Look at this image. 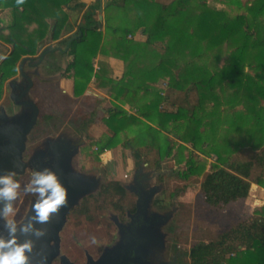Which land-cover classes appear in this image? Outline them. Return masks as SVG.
<instances>
[{"label": "trees", "instance_id": "1", "mask_svg": "<svg viewBox=\"0 0 264 264\" xmlns=\"http://www.w3.org/2000/svg\"><path fill=\"white\" fill-rule=\"evenodd\" d=\"M3 10L10 21L0 20V41L10 49L0 63V100L19 60L58 40L71 57L61 77L72 80V96L84 95L93 79L111 100L101 120L108 136L94 141L96 157L120 144L136 162L146 149L154 154L150 167L159 169L174 157L184 161L182 176L189 178L204 168L196 165L193 150L212 151L217 162L203 173L199 192L213 208L246 199L251 183L264 188V0H93L86 7L78 0H0ZM68 10H83L71 34ZM137 31L144 40L132 38ZM108 58L122 62L120 75H112ZM159 80L176 91L196 92V102L162 109L165 97L145 87ZM86 129V122L77 127L79 133ZM127 129L132 135L120 138ZM241 147L256 149L254 159L236 158ZM255 163L261 170L251 179ZM127 193L121 181L107 179L70 212L91 220L94 200L121 220ZM188 258L189 264H264V215L195 243Z\"/></svg>", "mask_w": 264, "mask_h": 264}, {"label": "rangeland", "instance_id": "2", "mask_svg": "<svg viewBox=\"0 0 264 264\" xmlns=\"http://www.w3.org/2000/svg\"><path fill=\"white\" fill-rule=\"evenodd\" d=\"M161 1L168 2L169 0ZM100 12L98 19L103 18V11L101 10ZM231 12L235 13L234 10ZM81 17L82 13L80 10H68V21L74 25L73 31L69 32L70 34L75 31L77 25L81 22ZM0 20L4 23H9V10L0 12ZM49 42L54 44L56 40H50ZM0 43L3 47V53L6 54L10 49L9 46L2 41ZM70 60V56L60 51H55V53H48L38 67H25L32 74V77L37 74L39 76V78L38 76L33 78L31 88V95L39 109V118L29 135L24 158L28 156L36 139L39 140L44 135H53L58 131H68L75 139L79 138L78 142L76 141L78 144L84 143L73 158V165L77 170L97 173L102 176L103 181L112 178L118 179L124 184L126 182L124 175L130 176L132 172L133 159L129 150L118 144L113 148L105 149L96 157V146L94 145L96 139L108 136V131L101 120L104 117V111L112 105L111 100L97 97L98 93L93 83L88 84L84 95L73 97L70 91L71 88L68 85L70 78L64 77L57 79V81H53V79L42 80L47 76L54 77V75L61 72L60 69ZM58 64L60 66L59 70L53 72L52 70H56L55 67ZM93 67L94 69L98 68L94 61ZM118 73V67L115 65L113 74L118 75ZM16 75H18L17 65L14 76ZM6 81L3 83L0 104H3L8 111H11L13 106L8 98V90L5 87ZM164 82L166 81L159 80L153 84H145V87L156 90L158 93L161 90L163 91L162 95L165 100L161 104L162 109L174 111L178 106L186 108L191 107L195 103L197 99L196 92L176 91L170 88L167 82L166 84ZM190 92L192 94H189ZM125 108L130 113L134 111V109ZM83 122L87 123L86 132L79 133L77 127ZM124 135L131 136L132 133L127 129L121 132L119 136L123 138ZM187 146L189 145L187 144ZM140 153L146 163L154 160L153 152L141 149ZM256 153V149L246 147H241L234 151V155L238 159L253 160ZM184 154L186 156L187 151ZM192 158L196 165L201 166L203 164L204 168L200 174H195L189 178H183L182 176L186 168L184 161L177 162L174 157H169L160 163L161 168L164 169V174L159 178L163 189L157 196L163 198L164 204L167 206L173 199L176 202L175 209L172 211V219L164 226V231H170L172 250L180 253L177 264H189L188 253L191 246L195 243L213 240L219 232L231 227L241 219L250 220L257 215H264L262 211V207H264V188L254 183H251L249 195L246 199H241L219 208H213L204 203L199 192V183L203 173L209 169L211 164L217 162V156L209 150L204 152L193 150ZM260 170L261 166L255 163L251 179ZM30 177V173L12 176L20 187L16 190L17 194L15 199H13L10 210L5 214V219L10 224L19 222L25 214L31 198L37 197L35 193H25L24 188L28 184ZM132 196V194L127 193L122 200L125 207H129L131 202H133ZM90 202V214L93 219L88 220L83 214L70 212L60 232L61 252L68 256L73 264H85V252L97 257L104 245L111 246L112 242L117 239L115 227L109 219V213L114 211L110 207H100L94 200Z\"/></svg>", "mask_w": 264, "mask_h": 264}, {"label": "water", "instance_id": "3", "mask_svg": "<svg viewBox=\"0 0 264 264\" xmlns=\"http://www.w3.org/2000/svg\"><path fill=\"white\" fill-rule=\"evenodd\" d=\"M55 51H62L59 45L47 44L40 47L37 55L22 57L17 64L18 75L7 80L5 84L13 106L11 112L0 104V175H32L34 170L47 168L57 175L67 190V203L57 213L50 214L46 223H38L33 218L35 214L32 206L37 197L31 198L22 219L15 224L7 222L6 212H3L6 204L12 206L13 200L0 199V240L7 242L14 237L17 244L31 242V251L25 253L28 257L27 264H53L58 256L59 264H73L68 256L60 254V232L69 212L83 198L96 194L103 182L101 175L79 171L74 167L73 158L84 143L78 144L68 131L42 136L24 158L29 135L39 118L38 106L31 95L33 78L38 74L32 77L25 67H38L48 53ZM63 71L64 67L61 69ZM61 72L43 79H60ZM123 187L136 196L135 212L128 214L130 220L127 223L121 222L116 214L109 213V219L116 227L117 239L111 246H104L97 258L85 252V264H136L150 252L152 245L164 249L168 242L164 226L172 219L174 209L161 213L149 212L154 198L163 189L162 185H151L148 188L139 185L136 190L129 182L124 183ZM138 220L141 221L138 223ZM13 227L15 231H11ZM36 230H41L43 235L37 237L34 234Z\"/></svg>", "mask_w": 264, "mask_h": 264}, {"label": "clouds", "instance_id": "4", "mask_svg": "<svg viewBox=\"0 0 264 264\" xmlns=\"http://www.w3.org/2000/svg\"><path fill=\"white\" fill-rule=\"evenodd\" d=\"M13 175L12 173L0 175V199L2 200L11 201L16 197V190L20 185L12 178ZM24 190L26 194H37L32 211L35 214L33 218L38 223H46L50 214L57 213L59 208L67 203L66 188L60 183L57 175L47 168L34 170ZM9 210L10 206L6 204L3 212ZM29 227H31L30 224ZM11 231H15L14 227ZM34 234L39 237L43 235V232L36 230ZM31 248V242L17 244L14 237L7 242L0 240V249H5L0 251V264H27L28 257L25 253L30 252Z\"/></svg>", "mask_w": 264, "mask_h": 264}, {"label": "flooded vegetation", "instance_id": "5", "mask_svg": "<svg viewBox=\"0 0 264 264\" xmlns=\"http://www.w3.org/2000/svg\"><path fill=\"white\" fill-rule=\"evenodd\" d=\"M60 48H61L62 51L64 50V49H62V47H60ZM3 52H4L3 51V47L2 48L0 47V63L3 60V58L5 57V54ZM42 80H44V79H42ZM8 112H11V111H8ZM78 139H77V142H78ZM37 140L38 139H36L34 141L33 145L37 142ZM25 157H27V156H25ZM163 171H164V169H162L161 166L159 167V169H157L156 167H150L148 165V163H146L144 161L143 158H141L140 160H138L136 162L133 160L131 175L127 177L125 183L131 182L132 188H134L136 190L139 187V185H141V186H143L145 188H148L149 186L154 185L155 183L156 184H158V183L160 184L159 178L162 176V174H164ZM134 175H136L135 179H134ZM162 187H163V185H162ZM130 194L133 195L132 196L133 197V200H132L133 202H131L133 204V209L131 210L130 209L131 207H125V210H124L125 216L121 220L118 218L123 223H127L130 220L129 217H128V214H133L135 212L136 196L133 193H130ZM157 199H160V198L158 196H156L154 198L149 212H155L156 211V212H160L161 213V212H164V211L175 209L176 202L174 201V199L171 200L168 203V206L164 204V201H163V205H161V204L156 205L155 203H156ZM140 221L141 220H138L137 222L139 223ZM114 227H115V225H114ZM115 232H116V227H115ZM165 232H166L167 237H168V242H167L165 248L164 249H160V248H157V247L152 245L149 248L150 252L148 254H146L136 264H177V259H178V256L180 255V253L178 251H173L172 250L173 246L170 244L171 233H170L169 230H165ZM60 254H64V253L61 252V239H60ZM97 257H93V258H97ZM53 264H59V256L53 260Z\"/></svg>", "mask_w": 264, "mask_h": 264}, {"label": "crops", "instance_id": "6", "mask_svg": "<svg viewBox=\"0 0 264 264\" xmlns=\"http://www.w3.org/2000/svg\"><path fill=\"white\" fill-rule=\"evenodd\" d=\"M78 1H80V2H82V3H84L85 4V7L86 6H88L89 4H91L92 2H93V0H78ZM81 13L83 12V10H81L80 11ZM72 26H74V25H72ZM73 29L74 28H72V31H73ZM65 36H63L62 38H64ZM61 38V39H62ZM132 38L133 39H135V40H144V35L142 34V35H139V33H135L133 36H132ZM50 40H48V42L47 43H45L43 46H46L47 44H51V42H49ZM1 44V43H0ZM51 45H59L60 47H62V45H60L59 44V42H58V40H56V42L53 44H51ZM43 46H41V47H43ZM1 47H2V44H1ZM62 49H64V46L62 47ZM39 51H40V48H39ZM60 52H62L63 54H64V51H60ZM39 53V52H38ZM108 64L110 65V68H111V71H112V75L113 76H118V75H120V72H121V70H122V62L121 61H119V60H117V59H114V58H108ZM117 66L118 67V70H119V73H118V75H114L113 74V68H114V66ZM60 79H62V77H60ZM53 81H55V80H53ZM57 81V80H56ZM93 79H92V81L90 82V83H93ZM69 83H68V85H69V87L72 89V80L70 79L69 81H68ZM71 91V90H70ZM96 91H97V97H99V98H109V96H107L105 93H103L102 91H100V90H97L96 89ZM189 94H192V92H190ZM190 97H191V95H190ZM195 102H196V100H195Z\"/></svg>", "mask_w": 264, "mask_h": 264}, {"label": "built area", "instance_id": "7", "mask_svg": "<svg viewBox=\"0 0 264 264\" xmlns=\"http://www.w3.org/2000/svg\"><path fill=\"white\" fill-rule=\"evenodd\" d=\"M136 33H139V35H142V32H141V31H137ZM164 83L166 84V82H164ZM167 88H168V87H167ZM161 91H162V90H161ZM161 91H159V92H160V93H159L160 95L163 94V91H162V92H161ZM127 177H128V175L125 174V175H124V178L127 179Z\"/></svg>", "mask_w": 264, "mask_h": 264}]
</instances>
